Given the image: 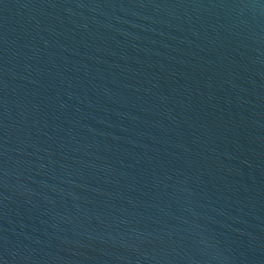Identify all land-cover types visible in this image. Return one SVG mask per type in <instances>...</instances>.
Instances as JSON below:
<instances>
[{
	"label": "water",
	"instance_id": "water-1",
	"mask_svg": "<svg viewBox=\"0 0 264 264\" xmlns=\"http://www.w3.org/2000/svg\"><path fill=\"white\" fill-rule=\"evenodd\" d=\"M0 264H264V0H0Z\"/></svg>",
	"mask_w": 264,
	"mask_h": 264
}]
</instances>
